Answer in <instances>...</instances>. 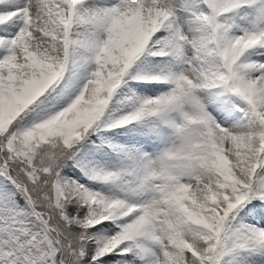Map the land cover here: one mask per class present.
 <instances>
[{"label":"snow or ice","instance_id":"snow-or-ice-1","mask_svg":"<svg viewBox=\"0 0 264 264\" xmlns=\"http://www.w3.org/2000/svg\"><path fill=\"white\" fill-rule=\"evenodd\" d=\"M0 264H264V0H0Z\"/></svg>","mask_w":264,"mask_h":264}]
</instances>
